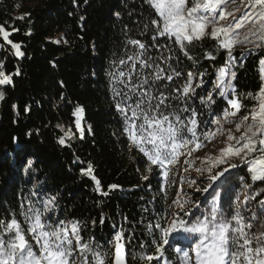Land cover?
<instances>
[{
  "label": "trees",
  "instance_id": "1",
  "mask_svg": "<svg viewBox=\"0 0 264 264\" xmlns=\"http://www.w3.org/2000/svg\"><path fill=\"white\" fill-rule=\"evenodd\" d=\"M22 15L25 18L18 19ZM157 18L148 0H0V25L12 32L10 39L21 43L25 54L16 57L11 45L0 37V64L13 78L12 85L1 87L0 228L15 218L30 236L21 205L31 199L37 208H42L46 198L55 196L54 210L49 213L52 220L78 221L84 242L94 237L97 250L107 254L106 264H113L114 237L120 231L128 264H142L138 257L154 252V242L159 237L154 225L176 198L185 172L169 166V182H163L162 170L155 166L151 174L146 172V157L125 130L130 121L115 109L119 97L114 99V92L122 86L114 83L109 73L116 71L114 62L127 70L128 65H119V60L138 51L128 44L131 39L145 43V59L157 58L161 52L170 54L173 67L184 75L174 76L171 82L159 81L156 89L170 97L166 101L170 107L162 111L178 114L186 123L191 113L182 111L183 102L174 98L179 93L173 94V90L182 88L188 71L203 72L209 79L226 58L225 51L216 50V40L190 44L185 50L192 59L184 55L174 38H158L155 43L167 45L171 52L158 50L151 40V20ZM145 24H149L147 31ZM207 53L216 59H206ZM234 55L243 63L236 69L232 98L239 99L245 114L256 105L248 94H257L261 87L259 60L264 58V50L246 49ZM162 66L167 71V66ZM136 67L140 68L139 63ZM17 68L19 75H15ZM200 90L197 89L199 95L205 96V89ZM214 98L217 104L211 107L199 99L188 101L199 114L198 134L206 130L205 122L212 119L213 112L220 114L222 101L218 96ZM77 106L84 109L80 123L83 139L75 123ZM170 119L176 123L174 116ZM65 132L69 134L66 146L58 143ZM29 160L31 167L26 163ZM88 164L108 195H101L95 181L81 173ZM240 174L247 177L245 184L234 179L227 184V193L217 189L216 206L225 214L239 209L246 222L255 215L250 234H259L264 231V181H252L245 169ZM144 175L149 176L147 181ZM110 185L118 187L110 189ZM212 206L213 194L205 198L196 215L207 214ZM191 244L190 239L177 243L170 238L159 264L165 260L169 264H186L174 249L181 247L191 252ZM33 248L38 245L33 244Z\"/></svg>",
  "mask_w": 264,
  "mask_h": 264
},
{
  "label": "snow or ice",
  "instance_id": "2",
  "mask_svg": "<svg viewBox=\"0 0 264 264\" xmlns=\"http://www.w3.org/2000/svg\"><path fill=\"white\" fill-rule=\"evenodd\" d=\"M148 2L158 15L157 19L151 20L154 32L151 36L153 47L158 50L167 49L170 53L171 49L167 45L161 46L155 42L158 38H175V43L179 45L184 55L192 59L185 50L186 43L191 44L194 40H202L205 35H210L213 40L218 41L216 50L225 51L226 58L217 71L211 89L205 88V96H200L197 92V89L204 88L205 84L209 83L205 80L203 72L194 74L188 71L182 88L173 90V94L179 93L174 95V98L183 102L182 111L191 113L185 118L187 121L185 123L180 115L165 114L162 111V108L166 110L170 107L166 103L170 97L156 89L159 81L171 82L174 76L178 78L184 73L173 67L170 54L164 55L161 52L157 58L148 56L145 59L144 56L148 51L145 43L138 39L128 41V44L138 51L134 56L119 60V65H128L126 71L120 69L114 62L116 71L110 72L109 75L114 83L122 86L114 92L113 98L119 97L115 109L126 121H130L125 130L133 145L145 155L146 172L151 174L155 166L162 170L160 174L163 182H169V166L176 165L181 156L191 157L194 151L206 146V143H211L217 132L225 137L222 141L225 146L219 148L215 155L206 153L203 157H199L201 166L194 168L199 180L193 177L188 181L192 194L202 193L205 198L210 191L213 194V206L207 214L196 215L203 203L202 200L185 198L181 201L180 196L177 195L154 225L159 231V237L154 242V252H145L138 259L142 264H152L153 261L159 264V260L164 255V246L169 245L171 238L177 243L184 239L192 241L191 252L181 247L174 249L175 252L182 254L186 264H264V231L250 234L251 221L257 219L255 215L246 222L239 209L231 214H225L216 206L217 189L223 188L225 193L228 192L227 184L230 183L228 174L230 170L241 166L237 161L249 165L248 172L251 173L252 181H264V58L259 60L261 87L257 94H248L257 101V104L239 121L235 117L244 106L238 98H232L235 92L234 82L237 78L236 69L243 63V60H237L234 48L237 44L242 47L251 44L252 48L249 52L256 49L264 50V0H240L241 7L232 11L227 10L228 6L236 4L237 0H192L191 7L188 6V0H148ZM236 12H241L238 19ZM115 15L119 16V13ZM228 17H232V20L229 21ZM24 18L23 15L18 17V19ZM222 21L223 24L220 23ZM245 22L250 27L241 39L238 30L245 27ZM209 26H212L210 33L207 32ZM143 27L144 31H147L149 24ZM13 31L19 30L13 29ZM11 35L12 32L0 25V37L11 45L16 57H24L21 43H14L10 39ZM251 37H258V41ZM205 58L216 59L212 53H207ZM129 61L132 63L129 64ZM176 62L179 63V60L177 59ZM137 63L140 65L139 69L136 67ZM162 65L167 66V71ZM19 74L20 70L17 68L15 75ZM194 81H196L195 86H193ZM12 83V74H6L3 65L0 64V86L12 85ZM61 86H63L62 82ZM215 96L222 101L220 114L213 112L212 119L205 122L206 130L198 134L199 114L188 101L195 102L199 99L201 104L211 107L217 104ZM3 99V92H0V100ZM28 110L26 107L25 111ZM83 112L82 106H77L74 110L80 139L84 138V130L80 127ZM170 116H174L175 124ZM137 120L140 121L139 124L136 123ZM224 124H234L235 132L231 128H225ZM212 126H215V131ZM89 131H91L90 126ZM237 132L240 133L238 136ZM68 135L65 132L58 143L66 146ZM149 145L151 147H148ZM26 163L29 167L32 166L30 160ZM184 164L191 166L193 161L186 158ZM182 171L186 173L189 168L185 167ZM81 173L95 181L96 190L101 195H108V192L101 189L100 180L93 175L91 164H88L86 169L82 168ZM143 179L147 181L149 176L144 175ZM198 183L203 184L204 187L197 186ZM117 187V185L109 186L110 189ZM180 190L184 191L183 183L180 185ZM33 195L35 196L36 193ZM55 204L56 198L53 196L43 204L42 208H37L31 199L26 205H21L24 208L22 213L24 223L28 225L27 233L30 236H26L17 219L12 218L10 222H6L4 227L0 228V264H106L107 254L97 250L95 238L92 237L84 242L78 221L52 220L49 213L54 210ZM103 222L102 219L101 223ZM261 228L264 229V225H261ZM122 239L123 232H117L114 237L113 264H127ZM33 244L38 245V248L34 250ZM141 248L143 249L144 245H141ZM164 264L169 262L165 260Z\"/></svg>",
  "mask_w": 264,
  "mask_h": 264
},
{
  "label": "rangeland",
  "instance_id": "3",
  "mask_svg": "<svg viewBox=\"0 0 264 264\" xmlns=\"http://www.w3.org/2000/svg\"><path fill=\"white\" fill-rule=\"evenodd\" d=\"M188 6L189 7L192 6V0H188ZM238 7H241L240 0H237V3L236 4H230L228 6V9L227 10L228 11H232L233 9H236ZM241 11H243L242 8H241ZM235 15H236V17L238 19L240 17V15H241V12H236ZM228 20L231 21L232 20V17H228ZM220 23L223 24L224 22L222 21ZM248 27H250V26L248 25L247 22H245V27L238 30V32L241 33V37H240L241 39H243V35L244 34H247ZM257 27H259V25H257ZM211 29H212V26H209V28L207 29V32L210 33L211 32ZM251 39L258 41V37H251ZM211 40H213V39L210 37V35H205V37L202 40H194L191 44H200V43L202 44V43H205V42L211 41ZM216 42L218 43V41H216ZM189 46H190V44H187L186 43V48H188ZM250 48H252V45L251 44L247 45L246 47H242L241 45L237 44L236 47L234 48V53H236L238 51L250 49ZM218 69L219 68L215 69L211 73V75L209 76V79H207V76L204 77L205 80L208 81L209 83H206L205 86H204V88H201L202 91L205 88H207L209 90L211 89L212 83L215 82V76L217 74ZM195 83H196V81L193 82V86H195ZM1 87L2 86H0V92H2L1 91ZM254 101H256V100H254ZM1 104H2V100H0V119H1ZM256 104H257V101H256ZM247 113H248V111L245 114H247ZM245 114L243 113V108H242V110L237 115V117H235V119L237 121H239V119L243 115H245ZM81 117H82V114H81ZM213 127H214L213 128V131H215V126H213ZM224 127L225 128H231L233 130V132H235V125L234 124H232V125L224 124ZM239 134L240 133H238V132L236 133L237 136ZM224 138H225L224 136H222L219 132H217L215 139H212V142L211 143H206V146L201 147L200 149L194 151L193 152V155L191 157H186V155L185 156H181L179 158L178 163L176 165H173L174 167L178 168L180 170V172H182V169L185 168V167H188L189 168V171L186 172V173H184V176L185 177L183 178V180H181V177H180V182L178 181L180 183V185H181V183H183V188H184V191L181 192L180 185H179V191L176 194V197H177V195L180 196L181 201H183L185 198H190L192 200H202V201L205 200V197H204V195L202 193H196V194H192L191 193V191L189 189L188 181L191 178H193V177H196L199 180L198 174L194 171V168L195 167L201 166V160L199 159V157H203L206 153L209 154V155H215L219 148H222V147L225 146L224 143L222 142L224 140ZM186 158L191 159L193 161V164L191 166H189L187 164H184V160ZM237 163L240 164L241 166L237 167L236 169L230 170V173L228 174L230 176V181H232V180L235 179V180H240V181H242L245 184V181L247 180V177L244 178L243 175L240 174V172H241L242 169H245V171L247 173H249L248 172L249 165H247L246 163L245 164H242L239 161H237ZM249 175H250V178H251V173H249ZM230 184H231V182L228 183V185H230ZM197 186H199L201 188L204 187L203 184H199V183H198ZM249 188H250V184H249V186L245 187L244 190L245 191H248ZM240 194H243L244 195V191L243 192L241 191ZM211 195H212V193L210 191L207 196H211ZM48 200H49V198H46V202ZM186 207H190V205H186Z\"/></svg>",
  "mask_w": 264,
  "mask_h": 264
},
{
  "label": "water",
  "instance_id": "4",
  "mask_svg": "<svg viewBox=\"0 0 264 264\" xmlns=\"http://www.w3.org/2000/svg\"><path fill=\"white\" fill-rule=\"evenodd\" d=\"M123 244V243H122ZM123 246H124V244H123ZM124 251H125V253H126V249H125V246H124ZM126 262H127V254H126ZM128 264V263H127Z\"/></svg>",
  "mask_w": 264,
  "mask_h": 264
}]
</instances>
